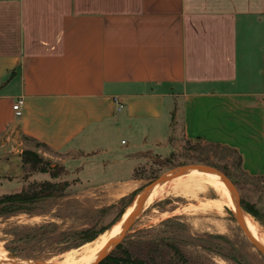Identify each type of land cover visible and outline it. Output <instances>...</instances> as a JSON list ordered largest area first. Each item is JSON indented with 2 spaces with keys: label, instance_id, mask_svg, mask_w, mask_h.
I'll return each mask as SVG.
<instances>
[{
  "label": "crops",
  "instance_id": "crops-1",
  "mask_svg": "<svg viewBox=\"0 0 264 264\" xmlns=\"http://www.w3.org/2000/svg\"><path fill=\"white\" fill-rule=\"evenodd\" d=\"M173 137L264 178V0H0L3 175L32 141L128 176Z\"/></svg>",
  "mask_w": 264,
  "mask_h": 264
},
{
  "label": "rangeland",
  "instance_id": "rangeland-1",
  "mask_svg": "<svg viewBox=\"0 0 264 264\" xmlns=\"http://www.w3.org/2000/svg\"><path fill=\"white\" fill-rule=\"evenodd\" d=\"M117 142L126 148L134 140L121 133ZM171 144L170 154H146L130 175L111 177L95 170L83 169L81 173L79 165L68 163L77 155L52 153L30 141L32 152L41 158L39 168L45 171H31L29 165L23 168L16 156L7 158L11 160L12 172H0V197L38 192L46 182L57 188L52 196L25 203L16 213L0 214L1 248L18 261L58 262L77 246L96 242L105 232L99 234L102 230L120 220L143 188L186 166L209 167L224 174L239 194L242 213H247L245 207H253L258 220L251 216L264 229V178L246 176L236 152L180 137H173ZM218 198L207 189L198 192L196 199L170 196L155 201L153 206L140 211L121 243L107 257L118 258L127 250L148 264H264V257L238 226L231 206L224 205L221 212L196 208ZM85 237L96 239L83 244Z\"/></svg>",
  "mask_w": 264,
  "mask_h": 264
},
{
  "label": "bare ground",
  "instance_id": "bare-ground-1",
  "mask_svg": "<svg viewBox=\"0 0 264 264\" xmlns=\"http://www.w3.org/2000/svg\"><path fill=\"white\" fill-rule=\"evenodd\" d=\"M185 178L195 180H179ZM207 189H210L212 192H214L219 197V200H209L208 202L200 204L199 207L196 208L202 209L204 211H212L214 209H218L219 212H221L224 205H229L235 210L230 191L220 180V177L217 174L208 171L192 169L184 172L179 176L173 177L165 181L164 183L155 185L145 195L142 201L141 211H144L147 208L153 206L155 201L158 203L160 201H164L170 196L193 197L196 199V195L198 192H205ZM135 206L136 200L125 210V213L120 218V220L115 225L108 228L96 242L84 246H79L78 248L65 253V256L62 255V260H59L55 263L48 262V264H92L97 256L102 252V250L113 239L117 238L120 235L124 223L133 212ZM242 217L244 225L246 226L252 237L264 247V229L262 228V226H260V223H258L251 215L247 213H242ZM1 247L3 246L0 245V264H16L19 262L14 257H9V253L7 254V252Z\"/></svg>",
  "mask_w": 264,
  "mask_h": 264
},
{
  "label": "water",
  "instance_id": "water-1",
  "mask_svg": "<svg viewBox=\"0 0 264 264\" xmlns=\"http://www.w3.org/2000/svg\"><path fill=\"white\" fill-rule=\"evenodd\" d=\"M192 169L212 172V173L217 174L220 177V180L226 185V187L228 188V190L230 191V194L232 196L234 206H235V218H236V222H237L238 226L242 230V232L245 235V237L247 238V240L251 243V245L264 257V247L252 237V235L250 234V232L247 230L246 226L244 225L243 217H242V207H241L240 197H239V194H238L236 188L230 182V180L224 174H222L221 172H219L218 170H215L213 168L204 167V166H186V167H181V168L175 169L174 171H171V172L167 173L166 175L159 177L154 182L149 184L147 187L143 188L142 191H140V193L137 195V197L135 199L136 200V206H135L133 212L130 214L129 218L124 223L120 235L117 238L113 239L102 250V252L97 256V258L95 259V261L92 264H100L102 261H104L106 259V257L109 255V253L121 243V241L123 240L127 231L129 230L130 226L132 225L133 220L140 213V211L142 209V201H143L145 195L155 185L164 183L165 181H167L173 177L179 176V175L183 174L184 172H186L188 170H192ZM16 264H46V263H32V262L19 261Z\"/></svg>",
  "mask_w": 264,
  "mask_h": 264
},
{
  "label": "trees",
  "instance_id": "trees-1",
  "mask_svg": "<svg viewBox=\"0 0 264 264\" xmlns=\"http://www.w3.org/2000/svg\"><path fill=\"white\" fill-rule=\"evenodd\" d=\"M21 162H22L23 168L29 165L31 171H34V172L35 171H39V172L45 171L44 169L39 168V165L42 162H41V158L35 152L24 151L22 154ZM239 162H240V158H239ZM40 187L41 188L38 192H34V191L30 193L20 192L16 194L4 195L0 197V214L1 215H11L13 213H16L22 210V205L25 203L34 202L43 197L52 196V191H54L57 188V186H54L48 182L41 184ZM43 187L45 188V190H43ZM244 209L247 213L252 215L254 218H258V214L253 207L248 206V207H245ZM104 231L106 230H102L99 234L103 233ZM94 239L96 238L85 237L84 238L85 241L83 244L93 241ZM76 248H78V246ZM175 252L177 253L178 251L175 250ZM100 264H148V263L145 262V260L134 258L129 251L124 250L122 252V256L118 258L109 256L104 261H102Z\"/></svg>",
  "mask_w": 264,
  "mask_h": 264
},
{
  "label": "built area",
  "instance_id": "built-area-1",
  "mask_svg": "<svg viewBox=\"0 0 264 264\" xmlns=\"http://www.w3.org/2000/svg\"><path fill=\"white\" fill-rule=\"evenodd\" d=\"M115 102L117 104V110H122V105L118 102L117 99H115ZM22 106H23V100L21 98L17 99L13 105H12V111L14 113L15 118H20L22 115Z\"/></svg>",
  "mask_w": 264,
  "mask_h": 264
}]
</instances>
